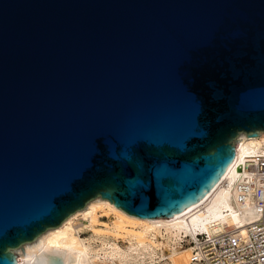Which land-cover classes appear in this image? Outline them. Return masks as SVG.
Returning a JSON list of instances; mask_svg holds the SVG:
<instances>
[{"label": "water", "instance_id": "1", "mask_svg": "<svg viewBox=\"0 0 264 264\" xmlns=\"http://www.w3.org/2000/svg\"><path fill=\"white\" fill-rule=\"evenodd\" d=\"M264 136V0H0V264L102 198H204Z\"/></svg>", "mask_w": 264, "mask_h": 264}, {"label": "bare ground", "instance_id": "2", "mask_svg": "<svg viewBox=\"0 0 264 264\" xmlns=\"http://www.w3.org/2000/svg\"><path fill=\"white\" fill-rule=\"evenodd\" d=\"M263 145L264 136L240 134L235 160L218 185L196 205L176 216L139 219L99 197L60 226L15 250L18 264H110L105 262L108 257H112L111 264H192L190 244L198 235L221 233L226 228L244 232L246 225L257 221L255 212L242 211L238 206L233 186L247 158ZM104 214L109 216L108 222L100 220ZM85 223L95 239L100 240L103 257L100 249L82 239L79 229ZM119 240L125 242L124 249L118 245ZM185 242L188 245H182Z\"/></svg>", "mask_w": 264, "mask_h": 264}, {"label": "built area", "instance_id": "3", "mask_svg": "<svg viewBox=\"0 0 264 264\" xmlns=\"http://www.w3.org/2000/svg\"><path fill=\"white\" fill-rule=\"evenodd\" d=\"M233 190L238 206L255 212L257 221L246 225L244 232L226 228L198 235L190 244L192 264H264V145L247 158Z\"/></svg>", "mask_w": 264, "mask_h": 264}, {"label": "rangeland", "instance_id": "4", "mask_svg": "<svg viewBox=\"0 0 264 264\" xmlns=\"http://www.w3.org/2000/svg\"><path fill=\"white\" fill-rule=\"evenodd\" d=\"M100 220L102 221V222H108L109 221V216L108 215H106L105 216V214L103 215V216H101V218H100ZM88 225V226H87ZM86 226V227H85ZM85 227V228H84ZM79 233H80V235H81V237H82V239H84V240H86V241H89L91 244H92V246H93V248H95V249H100V250H98V251H100V252H103L102 250H101V242H100V240H96L95 239V236L94 235H92L93 233H92V230H91V228H90V226H89V224L88 223H85L82 227H80V229H79ZM93 241V242H92ZM125 243V242H124ZM122 241H120L119 240V246H120V248H122V249H124L125 248V246H126V244H124ZM182 245H184V246H186V245H188L186 242H185V244H182ZM105 248H107V251L109 250V246H107V247H105ZM99 252V253H100ZM109 252V251H108ZM104 252L103 253H100V256L101 257H103L104 255ZM110 259H112V257H108V259H106L105 260V262L106 263H109L110 262V264H111V260ZM113 259H116V258H113ZM103 261V260H102Z\"/></svg>", "mask_w": 264, "mask_h": 264}]
</instances>
